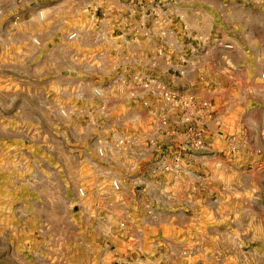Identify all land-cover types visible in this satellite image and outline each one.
<instances>
[{"label":"rangeland","instance_id":"374dc122","mask_svg":"<svg viewBox=\"0 0 264 264\" xmlns=\"http://www.w3.org/2000/svg\"><path fill=\"white\" fill-rule=\"evenodd\" d=\"M222 1L223 7L216 8L221 34L225 28L236 34L224 24L227 14L244 21L256 18L264 24V0L262 4L248 0L245 8H230L228 0ZM16 10L9 8L0 17V264H112L117 244L132 235L137 239L146 236L158 247L143 254L134 252L127 258L128 264H143L146 257L151 264H195L199 251L195 240L204 235L198 227H206L208 217L197 212L191 217L165 213L163 204L176 203L178 197L189 202L194 199L195 209L215 207L211 222L219 236H225L226 248L218 250L228 257L227 264H246L250 258L264 264V168L256 165L264 156V142L257 133L261 127L257 108H249L247 128L239 125V136L233 140L239 144L236 149H232L230 134L221 135L222 140L219 131L225 127L215 117L217 136L188 133L179 137L182 145L174 136L147 131L144 136L136 118L149 106L145 98L154 99L159 109L160 103L175 108L159 91H146L144 81L157 80L177 94L183 109L180 122L189 127L192 123L195 127V104H190V97L214 102L225 89L216 93L211 89L213 93L199 97L195 86H169L159 72H144L142 66L135 73L141 85L133 86L130 72L115 70L118 58L99 49L95 37L89 41L92 46L85 48L80 36L86 35H80V28L86 34L90 25H66L70 33L78 34L74 39L69 35L62 39L47 35L51 25L41 19L23 23ZM43 15L46 18L47 13ZM189 15L198 21L191 12ZM179 42L185 50L181 63L189 68L195 41L186 33ZM258 55L261 63L264 48ZM127 59H119L125 69H129L124 64ZM85 63L99 70L85 72ZM117 79L120 81L115 83ZM70 81L74 88L68 87ZM96 88L102 96H96ZM133 92L136 105L130 104ZM259 93L255 89L252 94ZM173 111H163L153 126L161 130L170 126ZM190 116L193 119L186 122ZM202 138L206 147H196ZM126 145L134 149L132 154ZM241 150L239 155L247 164L219 167L218 161H228ZM129 172L134 179L126 181ZM234 177L240 184L228 182ZM114 180L121 181V190H114ZM81 188L86 192L83 197ZM133 199L135 210L141 211L138 215L133 213ZM172 221L181 229L186 222L191 225L188 231H177L165 226ZM251 222L256 232L244 236L259 237L257 248L250 242L239 246L240 238L224 232L227 224L243 227ZM181 240L186 245H179Z\"/></svg>","mask_w":264,"mask_h":264},{"label":"crops","instance_id":"0c3cea01","mask_svg":"<svg viewBox=\"0 0 264 264\" xmlns=\"http://www.w3.org/2000/svg\"><path fill=\"white\" fill-rule=\"evenodd\" d=\"M228 1L230 8H245L248 0ZM260 1L262 4L263 0ZM223 4L225 1L222 0H0V9H6L1 10L0 17L3 18L5 11L9 8L17 9L16 12L22 17L23 23L38 22L41 19L43 23L51 25V27L49 26L51 30L47 35H58L55 37L62 39L67 38L70 33L66 29V25L88 24L90 25L88 33L83 34L84 29L80 28V35H86L85 37L80 36L81 41H85V48L92 46L89 41L95 37L96 46L99 49L104 50L105 53L110 52L118 58L115 70L130 72L129 76L132 80L129 79V82L132 84L137 81L135 73L140 70L138 66H142L141 69L144 72H159L160 79L169 86L179 89L183 86H195V94L199 97L213 93L211 89H215V93L218 92L217 89H225L223 94L217 95L215 98V94L213 95V104L217 110L215 116L209 115V110H207L204 111L206 113H203L202 117L199 115L195 117V126L198 129H205L206 132H210V135L211 133L215 134L214 130H218V128L213 120L221 118L223 127H225L222 129L223 136H227V134L239 136V125L246 128L249 126L246 115L249 108L256 107L261 120V127L257 133L264 142V83L260 78L264 59L259 63L261 56L258 55L259 50L264 48V24L261 20L258 22L256 18L244 21L242 17L233 18L227 14L224 24L236 34L228 33L226 28L221 34L222 29L216 22V8H222ZM44 11L47 13L46 18L43 15ZM190 12L194 18L197 17L198 21L190 19ZM216 30L221 35H218ZM186 33L189 38L195 41V47L191 54L193 58L191 62H188L191 66L189 68L181 63L184 60L185 50L179 42ZM216 39L233 44L234 49L229 50L216 44ZM125 57L128 59L124 64L127 62L129 69L121 66L123 63H120L119 59ZM85 67V72L98 69L89 67L86 63ZM185 68L187 69L185 70ZM117 81L120 80L117 79L115 83ZM73 85L74 82L70 81L68 87L74 88L75 85ZM255 89L261 90L259 96L252 94ZM200 90H207V92L202 91L201 93ZM220 91L222 92V90ZM145 101H149V106L144 107L136 118L142 123L143 135L145 136L147 131V134L151 135L160 133L163 136H174L182 145L183 140L179 137L187 135L190 127L189 124L180 122L183 110L180 103L178 102L175 108L160 103L159 109L157 103L150 96L145 98ZM137 102L138 99L134 98L131 99L130 104L136 105ZM163 111H167V113L173 111L169 114V119L172 122L170 121V126L164 127L162 130L156 129L153 123L159 120L158 117L163 115ZM97 112H99L98 108ZM204 123L208 125L207 129L204 128ZM192 125L194 124L192 123ZM121 134L124 133H119V135ZM215 135L217 136V134ZM219 135L221 136V134ZM126 146L125 149H128V145ZM242 151L244 152L241 150L233 154L232 159L218 161L217 164L219 167L227 165L232 168H239V166L247 164V160L243 161L239 155ZM122 152H118L120 156ZM132 152L134 149H128V154H132ZM261 157L263 159L261 158L256 165L264 168V156ZM130 174L129 172V175L124 178L126 181L134 179V175ZM228 182L240 184L237 177L229 179ZM238 196L241 195L238 194ZM134 201L135 199L132 200L133 213L138 215L141 211L135 210L136 203ZM163 206L165 209L162 210L170 215L191 217L195 216V212L206 214L208 224L206 227H198L204 231V235L199 234L195 240V247L199 249L195 254V264H227L228 257L218 250L220 247L226 248L223 242L225 236H219V231L211 222L213 221L212 216H216L215 207L209 205V207L195 209L194 199L189 202L181 197H178V202H166ZM253 222L243 227L227 224L225 226L227 230L224 232H228L237 240L240 238L239 246L250 242L257 248L261 242L259 237L253 235L247 238L244 236V233L256 232ZM177 223V221H172L171 227H168L170 226L168 224L165 226L177 231H188V227L191 225L186 222L183 224L184 229H181L183 227ZM144 237L137 239L132 235L128 241L118 243L112 253V264H128L127 258L134 252L135 255H138L139 252L143 254L158 247V243H152L147 240L146 236ZM179 243L181 246L186 245L182 240ZM202 249L206 251L202 252ZM146 258L147 261H144L143 264H151V260ZM246 260L249 261L246 264L258 263L256 258ZM237 261L242 263L240 258Z\"/></svg>","mask_w":264,"mask_h":264},{"label":"built area","instance_id":"2783aa9c","mask_svg":"<svg viewBox=\"0 0 264 264\" xmlns=\"http://www.w3.org/2000/svg\"><path fill=\"white\" fill-rule=\"evenodd\" d=\"M41 15H42V13H41ZM77 34H78L77 32H72V33L69 34V38L74 39V38H76ZM215 43L220 45V46H223L224 48L229 49V50H233L234 49V45L233 44L228 43V42H224L222 39H216ZM260 78H261L262 82L264 83V66L261 69ZM139 84H140V79L138 81H135L133 83V86H139ZM142 85H144V87L146 88V91H148V92L156 93V92L159 91L160 94L162 95V97L164 98L165 102H167V104L168 103H173L174 105H176L178 103V101L180 100V98H178L176 93L172 92L171 90H167V87L162 86V84H160L157 80L144 81V83H142ZM94 92H95L96 96H99V97L102 96V91H101L100 88H96ZM131 97L132 98H137L135 92H133L131 94ZM145 104H150V103H149V101H145ZM190 104L191 105L195 104V117H197L198 115L200 116V113L204 112L205 110H209V109L213 110L215 108L214 104H213V102L211 100H209V99H205V100L199 99L196 96H195V98L193 96L190 97ZM62 112L64 114H66L65 110H62ZM192 119H193L192 116L185 118L186 122H190ZM182 120H183V118H182ZM165 122H166V120H165ZM219 132H220L221 135H224V131L221 130ZM189 133L196 134L197 136H200V135L203 136L204 134H206V130L205 129H198L196 126L194 127L193 125H191V127L189 128ZM230 136H232L230 138V140L232 141V144H231L232 145V149H236L237 145H239L238 143L233 142V140H237L236 135L235 134H231ZM196 147H198V148L206 147V142L204 141L203 138L202 139H198V141L196 142ZM99 153L101 155H103L104 154V149L100 148L99 149ZM121 186H122V184H121L120 180H114L113 181V188H114L115 191L121 190ZM79 192H80L82 197L85 196V194H86V192H85V190L83 188H81L79 190Z\"/></svg>","mask_w":264,"mask_h":264}]
</instances>
